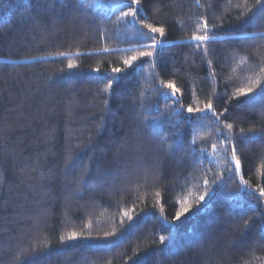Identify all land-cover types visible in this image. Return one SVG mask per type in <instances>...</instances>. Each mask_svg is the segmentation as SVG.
Returning a JSON list of instances; mask_svg holds the SVG:
<instances>
[{"label":"trees","instance_id":"trees-1","mask_svg":"<svg viewBox=\"0 0 264 264\" xmlns=\"http://www.w3.org/2000/svg\"><path fill=\"white\" fill-rule=\"evenodd\" d=\"M259 7L0 0V264H264ZM205 22L216 39L198 46ZM144 24L165 30L154 49ZM73 232L91 238L62 244Z\"/></svg>","mask_w":264,"mask_h":264},{"label":"snow or ice","instance_id":"snow-or-ice-1","mask_svg":"<svg viewBox=\"0 0 264 264\" xmlns=\"http://www.w3.org/2000/svg\"><path fill=\"white\" fill-rule=\"evenodd\" d=\"M255 3H256V5L260 6L258 11H259V13L262 16H264V0H255ZM132 4L139 5L140 4V0H132ZM135 15H136V13H134L133 11H128V12H125V13L122 14V18L123 17H133V18H135ZM254 15H255V13L253 14V16ZM143 27L146 28L148 31H147V33H141V35L144 36L145 38L151 39L152 43L148 44V45H143L142 47H144L145 49H154L160 43V41L156 40L154 35L153 36H149L148 33H151V34L159 33V35L161 37H163L165 30H164L163 27H154L152 24H144ZM199 29L202 30L204 32V34L203 35H194L192 37L193 41L198 42V46L200 44H203L204 42H208L210 40H215L216 39L215 35H210L209 34L212 30L209 27V24L207 22L200 24L199 25ZM103 51L107 52L108 49L105 48V49H103ZM153 54L154 53H153L152 50L139 51L138 55H132V56L128 57L127 59H125L123 61L125 69L132 67L133 63L135 61H137L139 58H141V57H152ZM204 54L205 55L208 54L207 49H205ZM60 55H66V54L65 53H60ZM75 67H76L75 64H71V63L68 64V68L69 69H74ZM123 70L124 69H121V68H118V67L112 68V72L113 73H121ZM94 71H96V70L94 69ZM110 87H111V81H109L108 87H106L104 89V91L105 92L108 91V89ZM164 87L166 89H170L171 90V95L172 96H175V94L180 91V89L177 88L175 86V84L171 83V82L165 84ZM251 91H252L251 88L246 89V90H244V89L238 90L240 95H245L247 92H251ZM212 109H213V104L211 102H209V103L205 104V106L203 108L193 109L192 107H188L187 108V112L190 113V114L194 113V112H204V111L212 112ZM212 114L216 115L214 112ZM226 127H227L228 131L231 132V130L233 128V125L232 124H228ZM218 131H219V129H218ZM193 144H194V142H193ZM230 159H231V162L234 163V165H235V169H234L235 174L239 175L240 172H241L242 165H241V160L237 158V153H236V149L235 148L232 149V154H231V158ZM66 163L68 165H70L71 164V160H68ZM87 168H88V166L85 165L84 166V170L87 171ZM231 170L232 169H229V171H231ZM217 179L219 180L220 178L218 177ZM242 183L246 184V181H242ZM204 185H205L206 189L210 190V184H209V181L207 179L204 180ZM156 195H157V197H159L160 194L156 193ZM206 195H208L207 191L202 193V194H200L199 197H198L197 203L205 201ZM259 195L261 197H264V188L260 189ZM185 205H186L185 207H183L179 211H177L176 216L174 218L176 221H179L181 219V217L185 216L190 211L191 205H188L186 201H185ZM123 215L126 216L128 218V220H132V218H133L130 215L129 212H125ZM248 225H249V222L245 221V228H247ZM114 235H115V233H106L104 238L108 239L109 237H112ZM90 238H91V233H89V235L87 237H81L77 233L73 232L70 235H68L67 237H61V243L63 244L66 241H77L79 239H90ZM165 239L166 238L164 236H161L160 237V242L163 244L165 242Z\"/></svg>","mask_w":264,"mask_h":264}]
</instances>
